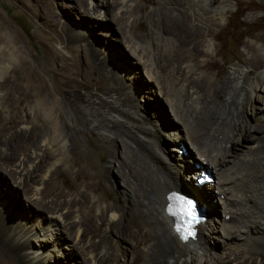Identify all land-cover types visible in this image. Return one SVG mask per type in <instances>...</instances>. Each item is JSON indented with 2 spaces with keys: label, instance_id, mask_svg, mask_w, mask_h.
I'll use <instances>...</instances> for the list:
<instances>
[{
  "label": "bare ground",
  "instance_id": "obj_1",
  "mask_svg": "<svg viewBox=\"0 0 264 264\" xmlns=\"http://www.w3.org/2000/svg\"><path fill=\"white\" fill-rule=\"evenodd\" d=\"M77 1L92 22L104 21L94 26L116 33L115 24L123 31L134 60L116 66L109 51L73 39L77 55L48 57L45 71L0 17L2 252L16 264H264V38L247 47L243 68L214 84L211 73L221 76V67L213 60L200 65L199 57L217 53L214 41L221 34L207 37L232 0H156L151 13L147 0L140 9L134 0ZM135 13L140 17L131 21ZM146 22L151 37L140 34ZM55 27L89 35L68 30L62 21ZM102 83L107 88L94 99L92 89ZM145 94L154 97L158 110L143 113L139 102ZM238 108L244 117L236 115ZM4 112L11 115L7 127ZM247 113L262 126L250 124ZM86 129L111 143L108 166L117 170L116 186L123 188L98 216L90 193L108 196L112 183L65 190L56 184L59 172L48 178L66 155L69 162L91 155L89 165L93 151L105 155L88 134L81 139ZM205 169L217 176L215 183L197 187L194 179ZM7 178L27 196L30 214L24 208L11 213L13 204L1 187ZM183 180L208 213L196 241L187 243L174 234L165 213L167 195Z\"/></svg>",
  "mask_w": 264,
  "mask_h": 264
},
{
  "label": "rangeland",
  "instance_id": "obj_2",
  "mask_svg": "<svg viewBox=\"0 0 264 264\" xmlns=\"http://www.w3.org/2000/svg\"><path fill=\"white\" fill-rule=\"evenodd\" d=\"M154 1L156 0H147V11L149 13L153 12L156 8L155 6L150 5V3ZM144 2V0H134V4L138 9L142 8L141 5H143ZM156 2H158V0ZM88 8H90V5L88 6ZM184 8H187V6L184 5ZM0 17L14 31L15 35L18 37V43L20 44V46L24 47L26 53L31 54L35 59H37L41 67L45 71L47 67H49L47 59L48 57L56 56V58L61 61L64 58H70L73 55H77L79 44L75 41H72L73 39H78L82 42H91L93 47L99 45V47L101 46L100 49H102L103 51H109L111 55L121 60L120 62L119 59L116 60L118 65L115 63L116 58L111 61V63L115 64L116 66H121V62H123L124 64H129L132 60H134L129 49L127 48V44L122 40L124 37L123 31H121L120 28L115 24L112 25L114 26L116 33L114 31L111 32L108 28H105L103 26L100 27L101 25L99 27L94 26V24L97 25L104 21L98 19L97 23L92 22L91 16L86 15L81 11L79 2L77 0H0ZM138 17H140V14L135 13L131 21H137L139 19ZM61 21L64 22V25L68 30H75L76 28L83 29L85 31L87 30L90 36L84 34L76 35L74 33H71L70 31L69 34L61 33L55 27L56 23H59ZM213 21L214 24L212 26L211 33L207 38L212 39L217 34H221L220 37H216V41H214L217 53L214 52L209 54L208 56H200L199 64L204 65L208 60L217 62L218 67H221L222 69L221 76H216L217 70H213L211 73L212 82L214 84H217L220 80H224L233 68H243L246 59L247 47L254 45L259 37L264 38V0H232L231 6L226 10L223 16H217ZM142 26L144 27H142L143 30H141L140 34L143 37H145L146 35L151 37L152 31L150 24L146 22ZM221 29H223L222 32ZM201 34L208 35L206 30L201 31ZM91 52L96 55H99L100 53L96 50H93ZM45 75H47V73H45ZM46 78L49 81V78H51V76H46ZM141 80L145 81L146 78L144 77ZM137 84H141V81H137ZM100 86L101 88L99 89H97L96 87L92 89V91L95 92L94 99L103 94L100 93L101 90L107 88V86L103 83L100 84ZM222 94L223 91L220 93V97L222 96ZM3 96H6V92L3 93ZM153 98L154 97L150 94H145V99L143 98V100H140L141 103L139 102V104L143 107V113L146 111V109H159L157 108L158 106L154 104L157 102L154 101ZM60 100L61 102H65V104H67L65 98L61 97ZM163 105L166 106L164 102ZM67 110L69 109L67 108ZM235 113L240 118L245 116L244 113L241 112L240 108H238ZM159 114H161L162 116L161 112ZM3 116L5 118L4 126L7 127L11 125V115L4 112ZM76 116L80 120V122H83V115L81 116L80 114L76 113ZM246 117L249 118L247 119V121L250 124L252 123L254 126L259 124V126H262L260 123L256 124L255 121H252V117L248 113ZM162 118H164V116ZM41 122L44 123V120L41 119ZM88 125L89 124H86V127ZM84 133L86 135H81V139L83 141H86L88 138V134L91 141L97 144L98 148L105 152V155H96V152L93 151L94 154L92 155L95 156L93 165L88 164L89 161L92 160L91 155H87L83 158V161L81 160L77 162H69L71 157L66 155L63 157L62 162L58 165V167L54 169V171H52V174L50 173L48 178L53 177L56 172H59L60 175H57V177H55L56 184L59 187H63V189L65 190L66 188H70L73 190L76 185L80 184L81 187L79 188V191H83V186L86 183H94L95 181H100L102 182V184L112 183L114 185L113 190L109 192L108 196H101L94 191L90 193L92 200L96 204L93 214L95 216H98L100 215L101 211L111 206L114 198L118 194H120V192H123V188H121L120 190L118 189L119 187L116 186L117 183H121L120 176L117 170H115V172L113 173L108 166L109 155L106 154V152L110 150L111 143L109 141L103 140L97 131L86 129ZM258 134L259 132H255L253 133V136L256 137L258 136ZM119 140L123 139L119 138ZM187 152L189 151L185 152L186 155L189 154ZM195 163L196 162H194L193 165ZM70 167H72L73 170L72 174L68 173ZM80 169L84 171L82 175L79 174ZM75 177L78 179L76 180ZM5 182L7 183L2 182L1 187L6 194V198L13 204V210L11 209V213L13 212L22 214V212L20 211L22 208H24L28 212L27 214H30V210L28 209V202L26 199L27 196L23 195V193H21V191L17 189V185L13 183L11 178H7ZM214 183L215 182H213L212 185H214ZM120 186L122 187V185ZM183 186L191 189V186L187 184L185 180H183L179 185L176 186V191L178 192ZM72 194L73 193L71 192L69 198L72 196ZM203 204L209 209L208 205H206L204 202ZM13 206H17L18 208L16 207L17 209H15V207ZM200 206L202 207L201 203ZM34 208L35 207L33 206V209ZM34 210H37V208H35ZM210 219L211 217L209 218V220ZM225 220H230V216H226ZM96 224H99V221L96 222ZM234 229L236 228H233V230ZM115 235L117 234L113 232V237H116ZM36 242L37 241H35L34 244H36V247L39 248V245H37L39 242ZM215 246L217 250H215L216 253H223V244L221 242L215 243ZM122 250L124 252L126 251L124 246L122 247ZM134 254H136L134 255V259L137 260L141 253L137 249L134 250ZM211 256H213V252H211ZM4 260L7 261L8 264H16L15 262L7 259L6 254L2 252L0 248V264H4ZM61 260H63L62 257Z\"/></svg>",
  "mask_w": 264,
  "mask_h": 264
},
{
  "label": "snow or ice",
  "instance_id": "obj_3",
  "mask_svg": "<svg viewBox=\"0 0 264 264\" xmlns=\"http://www.w3.org/2000/svg\"><path fill=\"white\" fill-rule=\"evenodd\" d=\"M177 200L180 204V206L177 208L175 212H173V209L170 208L169 211L173 212V215L182 214L183 217L186 218L187 224L186 227H184L183 231L186 233L184 236V239H187L189 236H193L194 232L192 231V228L194 224L197 222V217L195 215V204L191 200H186L181 197H177ZM177 231H181V228L178 226Z\"/></svg>",
  "mask_w": 264,
  "mask_h": 264
},
{
  "label": "water",
  "instance_id": "obj_4",
  "mask_svg": "<svg viewBox=\"0 0 264 264\" xmlns=\"http://www.w3.org/2000/svg\"><path fill=\"white\" fill-rule=\"evenodd\" d=\"M179 192H180L181 194H183V195L189 197V198L194 199V200L198 203V210L200 211V213L203 214V216H204L205 218H207L208 213H207L206 211H203V210L201 209L202 207L200 206L198 199L195 197V195H194V194H193V193H192L187 187L183 186V187L179 190Z\"/></svg>",
  "mask_w": 264,
  "mask_h": 264
},
{
  "label": "clouds",
  "instance_id": "obj_5",
  "mask_svg": "<svg viewBox=\"0 0 264 264\" xmlns=\"http://www.w3.org/2000/svg\"><path fill=\"white\" fill-rule=\"evenodd\" d=\"M197 167V166H196ZM205 171H208V172H210L211 173V171L210 170H208V169H205ZM211 175H212V173H211ZM212 179H213V182H214V176L212 175ZM212 182V183H213ZM212 183H210V184H212ZM210 184H207V185H210ZM204 186V185H203ZM198 187V186H197ZM202 187V186H201ZM171 192H173V191H171ZM174 192H176V191H174ZM177 193H179V194H181L180 192H177ZM181 195H183V194H181ZM185 196V195H184ZM187 197V196H186ZM187 198H189V197H187ZM190 199H192V198H190ZM192 200H194V199H192ZM168 203V202H167ZM198 204V203H197ZM200 204V203H199ZM166 208V207H165ZM203 211H205L203 208H201ZM168 217V216H167ZM169 218V217H168ZM206 219L207 218H205V221H206ZM171 220V219H170ZM198 229H199V226H198ZM197 236H198V233H197ZM197 236H196V239H197ZM194 241H196V240H194ZM187 243V242H186Z\"/></svg>",
  "mask_w": 264,
  "mask_h": 264
}]
</instances>
